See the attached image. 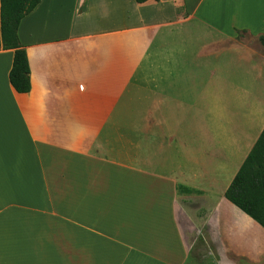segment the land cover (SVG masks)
Wrapping results in <instances>:
<instances>
[{
	"label": "crops",
	"instance_id": "1",
	"mask_svg": "<svg viewBox=\"0 0 264 264\" xmlns=\"http://www.w3.org/2000/svg\"><path fill=\"white\" fill-rule=\"evenodd\" d=\"M263 11L39 0L17 29L27 92L0 48V264H264V227L224 196L264 127L238 45Z\"/></svg>",
	"mask_w": 264,
	"mask_h": 264
},
{
	"label": "trees",
	"instance_id": "2",
	"mask_svg": "<svg viewBox=\"0 0 264 264\" xmlns=\"http://www.w3.org/2000/svg\"><path fill=\"white\" fill-rule=\"evenodd\" d=\"M39 0H0V48L13 49L8 78L18 92L30 89L29 65L17 29ZM142 2L144 0H137ZM264 45V36H260ZM224 196L264 227V127L227 186Z\"/></svg>",
	"mask_w": 264,
	"mask_h": 264
},
{
	"label": "rangeland",
	"instance_id": "3",
	"mask_svg": "<svg viewBox=\"0 0 264 264\" xmlns=\"http://www.w3.org/2000/svg\"><path fill=\"white\" fill-rule=\"evenodd\" d=\"M242 5V4H241ZM239 5V6H241ZM243 6V5H242ZM233 10L238 12L239 16H243L244 9L238 8L236 3L232 5ZM264 12V11H263ZM264 14V13H263ZM257 22L259 19H255ZM260 36H250L249 34L245 32H238V45H239V54L242 58L244 54V46L247 47V64L248 65H254L257 67H263L264 68V62L263 60H260L261 54L264 52V45L260 41ZM264 36V34H263ZM260 46V47H259ZM161 118V117H160ZM152 119H156V117L153 116H143V122L144 123H152Z\"/></svg>",
	"mask_w": 264,
	"mask_h": 264
},
{
	"label": "bare ground",
	"instance_id": "4",
	"mask_svg": "<svg viewBox=\"0 0 264 264\" xmlns=\"http://www.w3.org/2000/svg\"><path fill=\"white\" fill-rule=\"evenodd\" d=\"M242 6V5H241ZM241 6L237 5L238 8H240Z\"/></svg>",
	"mask_w": 264,
	"mask_h": 264
}]
</instances>
